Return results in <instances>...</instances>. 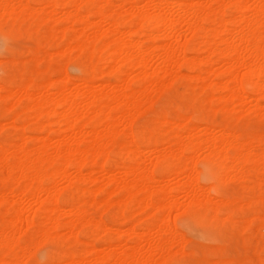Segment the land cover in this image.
<instances>
[{
    "label": "bare ground",
    "instance_id": "1",
    "mask_svg": "<svg viewBox=\"0 0 264 264\" xmlns=\"http://www.w3.org/2000/svg\"><path fill=\"white\" fill-rule=\"evenodd\" d=\"M42 1L45 3L36 7L28 0H0V22H13L26 16V19L31 18V25H35L47 19H54V13L62 12L61 17L57 13V18L67 21L68 24L66 23L67 26L62 28L60 38L67 40L68 52L77 50L75 55H79L77 52L87 53L90 50L87 60L94 56H104L103 68L107 70V73L114 74L119 84L116 82V85L114 82L115 86L101 84L102 87L99 88L88 86L87 88L84 85L85 81L77 84L66 76L67 79L49 77L46 81L43 80V83L41 81L42 84L36 83L37 77L27 82H18L13 76L8 81L0 82V106L1 101H5V108L8 110L20 106L22 109L19 110V114L31 112L30 115H35L37 118L44 117V121L37 123V130H44L54 124L57 133L62 132V129L66 132L62 138L49 137V139H42L40 144L36 143L37 145L30 147L26 142L29 137L25 129L28 128H25L23 123L19 124L20 126L17 123L21 122L20 116L18 118L12 116L11 119L8 118L10 120L8 123L5 122L6 125H11L19 131L21 142L0 143V165L7 179H13V182L18 185L25 180L26 183L18 187V193L12 188L0 192V203L10 201L16 211V215L12 216L13 219H10L9 225L7 224V229L0 230V245L5 248L4 254L5 252L11 254L12 260L8 258V261L1 257L0 264H24L23 258H28V253L35 250L36 246H40L45 238L61 234L58 230L62 225L68 230L65 233L67 235H64L76 240L79 224H82V228L84 225L88 228L92 227L96 233L98 232V236L101 229L105 231L104 227L109 229L107 224L94 219L95 217L89 214L87 208L89 196L92 202H97L98 208L105 206L104 210L110 205L123 203L117 216L122 220L129 221L134 215L133 210L145 211L144 214L149 211L147 215L162 212V216L141 226L146 229L145 233H140L141 231H138L135 225H130L123 233L117 230L121 234L118 235L120 237L112 239L104 251L90 242V248H85L78 255H69L64 260V264H155L156 260L152 255L156 252L160 258L162 256L165 259L167 256L166 258L170 259L169 254L175 244L179 248H175L176 253L179 250L181 255L185 254L187 250L184 251L185 253L182 250L188 238L185 240L183 233L176 230L172 221L174 220L172 211L178 212L177 209L180 207L184 208L180 209L179 214L184 213L182 211L186 209L196 212L200 218L210 215L208 218L215 221L237 224L250 229L249 233L252 230L256 236L264 240V210L262 213L261 210L257 212L254 217L236 219L235 212L233 213L230 208H234L233 205L239 202L240 205L242 199L234 195L221 196L220 188L217 189L219 193L213 196L207 189L210 186L206 188L205 185L204 187L198 183L196 172L200 167L197 170L195 166L192 167V163L198 159L194 155L204 150L206 158L218 167L214 175L217 184L224 185L235 180L248 183V177H251L252 182H249L252 185L255 178H257L256 181L259 180V183L264 180V138L262 137L264 133L261 132L262 136L254 135L245 138L231 128L229 120L233 117V113L242 110L248 100L255 103L250 104L248 109H245L248 105L244 106L245 110H255L264 114V107L259 102L260 99H264V0H205L203 2L144 0L145 3L141 6L139 3L142 0ZM42 1L39 0V2ZM67 6L71 8L66 9ZM166 7L178 10L170 13ZM227 7L233 8L234 12L228 14L225 11ZM45 8H49L50 12L45 11ZM46 12L50 14H44ZM79 23L81 25L78 28ZM125 23L129 25L127 29L122 28ZM31 29L34 33L35 28ZM141 36L150 41L158 39L163 41L159 45L155 42L145 45L143 39H140ZM188 52L194 55L189 56ZM92 66L94 68V64ZM184 67L191 73L182 72V75L200 81L197 85L204 103V111L212 110L211 114H214V111L220 107L222 112L226 113L224 114V117L226 115L228 118L226 122L215 125L210 119L211 116L209 118L208 115H204L198 121L194 120L195 116L193 119L181 109L162 110L155 115L149 126L137 129L136 132L125 131L126 135L130 136L131 139H128L130 143H133V147L119 141L122 147H126L132 161L130 165L128 164L129 166L125 164L126 167L121 170L118 168L106 170L100 163L101 169L106 173L103 178L101 176V179L95 177V167L89 173H85L83 168L88 161L95 163L99 157H104L102 158L104 162L103 159L108 156L107 149L111 148L106 146L117 142L116 135L120 130L123 131V127L120 129L119 126L130 124L133 117L136 118L145 110L148 111V108L152 106L153 101L150 99L154 91L161 87L167 88L174 79L169 80V76L180 75L181 77ZM134 68L138 70V73L131 78V71ZM97 69L94 68L98 71ZM133 79L138 82H134L135 84H139L137 89L130 86ZM188 85L190 86L189 83ZM155 97L158 95L156 94ZM236 117L234 119H237ZM216 127L221 130L218 135L213 132ZM0 128L3 127L0 126ZM39 138L41 140L42 137ZM135 138L148 148L146 153L150 152L149 157L144 156L143 162L140 157L145 150L135 143ZM164 143L168 144L166 148L161 147ZM187 152L190 154L187 155ZM194 157L196 159L193 161ZM204 162H206L205 159ZM152 166L168 168L171 175L182 177V179L179 182L170 181L167 177L157 179L153 175ZM71 167L75 169L73 174H71L72 171L70 172ZM59 178L73 186L76 180L84 179L87 183H93L94 188L87 193L88 196L85 188L80 186L82 190L79 193L82 192V194H78L77 199L66 201L65 208H62L57 199V194L62 189L57 187ZM251 184L248 183V185ZM75 189L77 191L80 188L75 187L74 192ZM22 194L25 196L28 194L31 205L34 203L36 206H29L28 209L16 206L18 202L20 203ZM176 194H182L186 200L181 201ZM251 199L248 201L249 205L264 203V195ZM244 200L247 201V198L244 197ZM240 206L244 207L242 204ZM102 208L99 210H103ZM39 219L41 220L38 221ZM35 224L39 227V235L44 239L38 240L39 235H37L38 237L35 238L37 240L33 241L34 244L36 241L42 242L38 245L31 242L34 248L26 253L31 245L28 248L26 244L21 245L17 234L22 226L26 225L27 228ZM112 227L110 230L114 229ZM26 228H22L23 231ZM122 235L131 237V244L128 241L125 243V240L122 242ZM22 241L26 242L25 239ZM144 241L147 243L146 248L142 247ZM16 245L20 246L18 247L20 253ZM123 245V250L119 251L120 246Z\"/></svg>",
    "mask_w": 264,
    "mask_h": 264
},
{
    "label": "rangeland",
    "instance_id": "2",
    "mask_svg": "<svg viewBox=\"0 0 264 264\" xmlns=\"http://www.w3.org/2000/svg\"><path fill=\"white\" fill-rule=\"evenodd\" d=\"M28 1L30 2L31 5L36 6V7L37 6L39 7V6H41L40 4L45 3L42 0H41L42 2H39V0H35V2H33V0L32 1L28 0ZM193 1L194 2H198V1L203 2L205 0H193ZM144 3H145V1L142 0L141 3H139V4L141 6ZM70 8H71L70 6L66 7V9H70ZM168 8L166 10L169 11L170 13L172 11L178 10L176 8H173V9H176V10H173L171 7L169 8L170 10H168ZM45 11L50 12L49 8H45ZM225 11L228 14H231L234 12L233 8H231V7H227ZM48 12H46L44 14L49 15L50 13H48ZM57 13H54V19H47V20H45V22L44 21L41 23L39 22V24H35V25H31V23H32L31 18L27 17V19H26L25 18L26 16L22 17L20 20L13 21L14 23L11 21L6 22V23H4L3 21L0 22V28H1L0 29V61H1L0 62V82H5L6 80L8 81L13 76H15L18 82H27V81L31 80L32 78L35 79L37 77L35 79L37 84L38 83L42 84L43 80L46 81V79H48L49 77H53V78H57V79L58 78L60 79L61 77L63 79H65L66 77H68V79L72 80L73 82H75L77 84H78V82L82 83L83 81H85L84 85L86 87L88 86V87H96V88L102 87L101 84L112 85V86H115L116 82L119 84V81L117 80V78H115L116 76H114V74L107 73V70L105 68H103V57L104 56H102V55L94 56V58L90 57V59L87 60V58H89V55H90V50L87 53L77 52V53H79L80 56L78 54L75 55V51H77V50L68 52L69 50H67V46H66L67 40L60 38L61 34H62L61 33L62 28L64 26H67L68 22L65 20H61V18H59V17H61L60 14L62 12L58 13L59 14L58 18H57V16H58ZM173 13L177 14L178 12H173ZM179 13H181V12H179ZM58 19H60L59 21H61V22H59ZM51 20H52V22H51ZM93 20H96V19L93 18ZM56 21H58V22H56ZM11 23H13V24H11ZM30 25H31V28H35L34 33L31 32V30H33V29L30 28ZM79 25H81V24L80 23L77 24L78 28L80 27ZM105 26H106V24H105ZM60 27H61V29H60ZM128 27H129V25L126 23L123 24V26H122V28H125V29H127ZM105 28H107V26ZM183 28L185 29L186 27H183ZM29 29H30V31H29ZM52 29H54V30H52ZM103 29H104V26H103ZM141 37H140V39H143L142 41L144 42L145 45H148V44L153 43V42L157 43L156 45H159L163 41L162 39H158L156 41H150V40L144 38L143 36H141ZM188 55L193 56L194 53L188 52ZM74 56H76V57H74ZM40 57L42 59H40ZM38 59H40V60H38ZM92 64H94V68H96V69L98 68L99 70L98 69H97L98 71L94 70ZM101 64H102V66H101ZM153 64H155V63H153ZM82 67H84V68L82 69ZM87 67L88 68L90 67V68L87 69ZM182 72H184L186 74H187V72H188V74L191 73L186 67L182 68L181 75H182ZM100 73H102V74H100ZM137 73H138V70L134 68L131 71L130 77L133 78L134 76H136ZM179 76H177V77L176 76H174V77L169 76V80H172L173 78L174 79L172 80L170 85L168 84L169 85V86H167L168 90L166 87L165 88L161 87L162 91H161V88H159L160 90L158 89V90L154 91V93L152 94L153 97L150 95L152 97V99H150V100L153 101V102H151L152 103L151 108H148V111L145 110L144 111L145 113L143 112V114L141 112L140 113V115L142 114L141 116H139V115L136 116V114H135L134 116H136V118L133 117L131 119L133 122L131 121L130 124H128L130 126H128L126 124H121L119 126V128L123 127V131L120 130V132H118V134L116 135V138L118 137L117 142L112 143V145L108 144L106 146L107 148L111 146V148L107 149L108 152L105 151L106 155H108V156L105 159H103L104 162L102 161V158H104V157H99L95 163L88 161L85 164V167L83 168V171L85 170V173H89L91 171V169L93 170V168L95 167L94 175L96 178L101 179V176L103 178L106 174L105 171H103L101 169L102 164L106 170H108L109 168H118L121 170V169H124L126 166H129L132 163V161L130 160V158L127 154L126 147H122L121 144H119V143L124 142V143L128 144L129 147H133V143L132 142L130 143V141H129L131 138L129 135H126V132L127 131L136 132V131H138L137 129L140 130L142 128L149 126L150 124H152V120L155 117V115L162 110L172 111L175 109H181V111L184 110L183 112L187 116H191L193 119L195 116L196 118L194 120H198V121L204 115H208L209 118L211 116L210 119L215 123V125L226 122V120L228 119L226 115L224 117V114H226V113L222 112L220 107L218 108L217 105H215V106L218 109H216L215 106L213 108L214 110L216 109L215 111L213 110L215 112V113L213 112L214 114H211L212 110L204 111L205 109L203 108L204 103L202 100V96L200 95V93L198 91V89H199L198 85H199L200 81L192 80L190 78H186V75H182L181 77H179ZM187 77H189V76H187ZM3 78H4V80H3ZM41 81H42V83H41ZM134 82L138 83L137 81H134V79H133L131 81L130 86H131V88L133 87V89H134V87L137 89L139 84H135ZM117 83H116V85H117ZM188 83L190 84V86L188 85ZM207 83H208V81H207ZM195 85H197V86H195ZM53 90L55 91L56 88L54 87ZM172 92H174V93H172ZM155 93L158 95V97H155V95H156ZM259 102L264 107V99H260ZM254 103H255V101L248 100V102L244 105V106L248 105L247 108H245V109H248L249 105L254 104ZM5 104H6L5 101L4 102L1 101V106H0V123L1 124H0V126H2L3 128L2 129L0 128L1 129L0 130V138H1L0 143H3V144L7 143L8 144L9 142H14V141L21 142V139L19 138V131L17 129H15L14 127H12L11 125L9 126L8 124L6 125V123H5V122L8 123L10 121L8 118L11 119L12 116L14 118H18L20 116L19 120L21 122H17L18 125L23 123L24 127L28 128V129H25L26 135H27V137H29V140L27 139L26 142H27V145H29L30 147H32L33 145L35 146L37 144H40L42 142V139H49V137L56 136L58 138H62L63 134L66 133L63 129H62V132L57 133V128H54V127H56V125H54V124L51 125L50 127L45 128L44 130H41V129L37 130L36 129L37 123L40 121H44L45 120L44 117L37 118L35 115H30L31 112L24 113V112L20 111L21 113L19 114V110L22 109L20 106H16L14 109H12L13 110L12 111V110H8L7 108H5L6 107ZM244 106H243L242 110H239V111L237 110L235 113H233V117L235 115V117L237 116L236 117L237 119H234L235 117L234 118L231 117L229 119L230 123H231L230 124L231 128L234 131H238V133L241 134L245 138L251 137L254 135H261L262 136V134L264 133V114L259 113L255 110L254 111H247L244 109ZM243 109L247 112L245 113V111ZM260 110L262 111V109H260ZM253 112H255V113H253ZM14 113L17 116L14 115ZM243 113H245V114H243ZM53 120H55V117H53ZM233 120H235V121H233ZM201 125L203 126V124H201ZM62 127L64 128V126H62ZM29 128H30V130H29ZM50 128H52V129H50ZM217 128L218 127H216V129ZM53 129L56 131H54ZM216 129L213 131L214 134L218 135V132L221 133L220 129H217L220 131H217ZM51 132H52V134H51ZM123 132H125V133H123ZM213 132L211 134H213ZM261 132H262V134H261ZM248 135H250V136H248ZM39 137H42L41 140H39L40 139ZM262 137L264 138V135ZM128 138H130V139H128ZM135 143L138 144L142 149L145 150L143 155H141V157H140L141 161L144 159V156H147V157L150 156L149 155L150 152L146 153V151H148V148L144 144H142L137 138H135ZM167 145L168 144L164 143L161 145V147L166 148ZM106 147H105V150H106ZM111 150H112V152H111ZM189 154L190 153L187 152V155H189ZM103 156H105V155H103ZM194 156L198 159H196L195 157L193 158V161L195 159L197 161L195 160L194 163H192V167L194 168V166H195L196 170H197V168L200 167L198 172H196L195 169H194V172L198 173V174H196V173L195 174L197 176L198 183L201 184V186L205 185L206 188L208 186H210V188L208 187L207 189L210 190V192L213 196L214 195L216 196L217 193L222 192L221 194L219 193V195L224 196V197L225 196L227 197L229 195L230 196L234 195V196H237L240 200L242 199L241 200L242 202H244V201L246 202V203L241 202V204L244 206L243 208H242V206H240L241 204L239 205L240 202L237 205H233V207L235 206L234 208H230L233 213L235 212L234 215H235L236 219H241L243 217H249V216L254 217V216H256V213L259 212L260 210L262 213V210H264V203H263V205H262V203H261V205H258V204L257 205H255V204L249 205L248 201L252 200L251 198H255V196L259 197V196L264 195V191L262 192V189L264 190V180H262L263 182H260V183H259V180H257L258 181V183H257V181H256L257 178H255V182L253 181L254 185H252L250 183V182H252L251 177H248V180L250 181V182L248 181V183L251 185H248L247 181L245 182V181H238V180L231 181L228 184L226 183L224 185H219V184H217V182L214 179V175L218 171V167L216 164H214L213 162H211L210 160H208L206 158L205 151L201 150L197 153V155H194ZM199 157H201V158H199ZM202 157H204V158H202ZM204 159L206 162H204ZM100 163H102V164H100ZM125 164H127V165L125 166ZM151 168H152L153 175L155 177H157V179H162V177L163 178L167 177V178H170L169 180L173 181V182H177V181L179 182V181H181L180 179H182V177L171 175L168 172V168H165L163 166H152ZM71 169H70V172L72 171L71 174H73L75 169L73 167H71ZM215 170H216V172H215ZM5 175L6 174L0 165V192L4 191L5 189L10 190L12 188V190H14V192L16 191V193H18L17 192V190H19L18 187L24 186V184L26 183V180H25L18 185V183L13 182V179H7ZM169 176H171V177H169ZM158 177H160V178H158ZM252 180H254V179H252ZM76 181L77 182L74 183L75 184L74 186L69 184L68 182H66L64 180L62 181L61 179L57 181V187H60V189L62 187L61 190H59V188L57 189L60 191L59 194H57L58 204L62 208L63 207L65 208L66 201H69L71 199H77L78 194H80V195L82 194V192L79 193V191L82 190L81 189L82 186H83V189L85 188L86 194L89 193V191L93 190V188H94L93 183L89 182L90 183L89 184V183H87L86 180L84 181V179L76 180ZM67 183L69 185H67ZM214 184H215V186H214ZM244 184H246V185H244ZM247 185H248V187H247ZM65 187H66V189H65ZM75 187L80 188V189L79 190L77 189V191L75 189V192H74ZM89 187H91L92 189ZM244 187H246V188H244ZM86 188H88V189H86ZM71 189H73V190H71ZM217 189H219V192ZM248 189H250V190H248ZM254 192H255V194H254ZM27 195L26 196L23 195L22 199H20V203L18 202L16 204V206H21L24 209H28L27 207H29V206L30 207L36 206V204H34V203H33L34 205L33 204L31 205L32 202H30V200L28 199L29 197ZM67 195H68V197H67ZM24 197H25V200H24ZM89 197H91V196H89ZM89 197H88V203H87V208L89 209V214L92 215L93 217H95L94 219H96L98 221L101 220V222L103 221V223H105V224H107V226H109V229H107V227H104L107 230L105 229V231H104L103 229H101L102 234H101V230H100L99 233L101 235L99 234V236H98V232L96 233L92 227L88 228L87 225H84V227L82 228L81 227L82 224L81 225L79 224L78 225L79 228L76 232L77 238L78 239L81 238V239H79L80 240V242H79L78 239L76 240L74 238L75 239L74 240L70 236H68V237L65 236V235H67L65 233L68 230L62 225V226H60V229L58 230L59 232H61V234H59L57 236L52 235V236H49L45 239L43 237V239L45 240L44 241L42 239V236L39 235L40 233H39L38 225H36V224L35 225H29V227L27 226V228L25 227L26 225L24 227L22 226L21 228H19L20 231H23L22 228H26V229L23 232L19 231L17 234L19 236L18 239H19V243H21V245L26 244V246L28 248V246L32 244L31 242L37 240V239H35L38 237L37 235H39L38 240H40V239L43 240V242L40 241L42 243L38 242V243H40V246H36L35 250H33L31 253H28V252H29V250L31 251L34 248V246L31 245L32 248L29 247L30 249L29 248L27 249L26 253H28L29 257L27 256L28 258H26L24 256L26 258V260H25V258H23V262H25L24 264H26V263L27 264H54V263L55 264L56 263L57 264H64V262H65L64 260L69 255H75V254L78 255V254L82 253L85 248H90L91 247L90 242H92L93 245L97 246L98 249H101L102 251H104L106 248H108V246H109L108 243L112 239L114 240V239H117L118 237H120L118 235L120 233H123L126 230V228H128L130 225H135L136 228L138 229V231H141L140 233H145L146 229L141 228V226L145 225L149 221L159 219V217L161 218V216H162V212H158V213L156 212L154 215H147V214H149L148 213L149 211H146V213L144 214L145 211L133 210L132 214H134V215L132 216V218L129 221L122 220L121 218H119L117 216H118V213L123 206V203H120V205H117V204L110 205L106 208V210H104L105 206H104V208L101 207L104 210L103 211V210H99L101 208H98V206H96V205H98V204H96L97 202H92V198H89ZM177 197L181 201L186 200L182 194L177 195ZM244 197L247 198V201L244 200ZM81 198H83V197H81ZM59 199H60V201H59ZM80 200H82V199H80ZM183 208L184 207H182V208L180 207L179 209H177V211L180 213V209L182 210ZM243 209H244V212H243ZM185 210H183L182 212H184V213H181V214H179L178 212H175L176 210L172 211V213H173L172 217L173 218L172 217L171 218L174 219L172 221L174 222L173 226L176 228V230L177 231L179 230L181 232V234L183 233L185 240H186V238H188L187 242L185 241L184 246H183L185 250L184 249L182 250V252H184L186 250H187V252L186 253L184 252L185 254L182 253V255H181V253H179V250H178V252L176 253V251H177L176 249L178 248V245L175 244L171 248L173 253L171 252L172 254L171 253H170L171 255L169 254L170 259L169 258L167 259L166 258L167 256L166 257L164 256L165 259L161 256V258H162L161 259L159 254L155 252L152 255V257H153V259L156 260V263L154 262L155 260L153 261V263L157 264V262L160 261L162 263L159 262L158 264H264V247H263L264 240L261 239L258 235L256 236V234H254L252 230H251L252 233L251 232L249 233L250 229H245L243 227L237 226V224H225L221 221H215L212 218H208L210 215H206L205 217L200 218V216H198L196 212H191L188 210L185 211ZM137 211H139V212L137 213ZM100 212H102V213H100ZM177 213H178V215H177ZM31 214H32V212H31ZM174 214L176 215L175 218H174V216H175ZM14 215H16V211H15V208L12 206L10 201L5 202V203H0V230L1 231L7 229L10 221L13 219L12 216L14 217ZM66 218L67 217H65V219ZM120 219L122 221H120ZM40 220L41 219H39L38 221H40ZM198 221H199V223H198ZM202 222L203 223L205 222V223L202 224ZM127 224H128V226H127ZM111 227L114 229L116 228V230L112 229V230H114V232H110V231H112V230H110ZM88 229H90V230H88ZM91 229H92V231H91ZM20 233H22V234L19 235ZM82 233H83V235H82ZM64 237H65V239H63ZM22 238L25 239L26 242L22 241L23 240ZM69 238H71V239H69ZM81 240H84V242H81ZM121 240H122V242H124V240H125V243L128 241V243L131 244V237H129L128 235H122ZM36 243H37V241L35 242V244L33 242L34 245H38V243L37 244ZM143 243L145 244L146 242L144 241ZM143 243H142V247L146 248L147 243L145 245H143ZM217 246H219V247H217ZM18 247L20 248V246L16 245L17 250H19ZM123 248H124V245L120 246L119 251L121 249L123 250ZM219 248H221V250H219ZM4 251H5V248L0 245V255H1L0 258L3 257L4 259H6L8 261H9V259L12 260L11 254L7 253V252H5V254H4ZM59 251H61V252H59ZM19 253H20V250H19ZM6 255H9V256H6ZM25 255H27V254H25ZM171 256H173V257H171ZM159 258H160V260H158ZM225 259H226V261H224ZM161 260H163V261H161ZM252 260H254V261H252ZM221 261H222V263H221Z\"/></svg>",
    "mask_w": 264,
    "mask_h": 264
}]
</instances>
